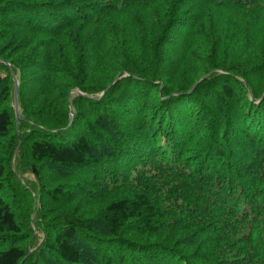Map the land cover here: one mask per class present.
<instances>
[{
	"label": "trees",
	"instance_id": "16d2710c",
	"mask_svg": "<svg viewBox=\"0 0 264 264\" xmlns=\"http://www.w3.org/2000/svg\"><path fill=\"white\" fill-rule=\"evenodd\" d=\"M0 76V264H264V0H0Z\"/></svg>",
	"mask_w": 264,
	"mask_h": 264
},
{
	"label": "water",
	"instance_id": "95a60500",
	"mask_svg": "<svg viewBox=\"0 0 264 264\" xmlns=\"http://www.w3.org/2000/svg\"><path fill=\"white\" fill-rule=\"evenodd\" d=\"M9 67V71H10V75L12 77V80H13V109H14V113H15V119H16V123L22 119L21 115L19 114L18 112V79L16 77V75L14 74L13 72V69L10 65H8ZM207 77L205 76L202 80L206 79ZM196 86H194L192 88V90H194ZM191 90V91H192ZM106 92V90L102 93L104 94ZM77 94H81L80 92H76ZM101 94V95H102ZM69 115H70V122H71V119L73 118V109L70 107V112H69Z\"/></svg>",
	"mask_w": 264,
	"mask_h": 264
},
{
	"label": "rangeland",
	"instance_id": "374dc122",
	"mask_svg": "<svg viewBox=\"0 0 264 264\" xmlns=\"http://www.w3.org/2000/svg\"><path fill=\"white\" fill-rule=\"evenodd\" d=\"M0 78H1V76H0ZM18 86H19V83H18ZM14 87V86H13ZM18 112H19V104H18Z\"/></svg>",
	"mask_w": 264,
	"mask_h": 264
}]
</instances>
